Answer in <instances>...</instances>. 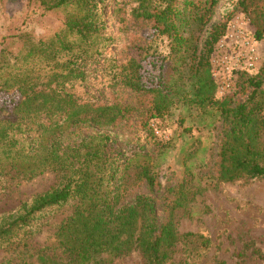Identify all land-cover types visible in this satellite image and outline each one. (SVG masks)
Returning <instances> with one entry per match:
<instances>
[{
  "label": "trees",
  "instance_id": "16d2710c",
  "mask_svg": "<svg viewBox=\"0 0 264 264\" xmlns=\"http://www.w3.org/2000/svg\"><path fill=\"white\" fill-rule=\"evenodd\" d=\"M34 1L65 16L60 30L45 40L30 33L3 36L2 45L11 39L21 46L17 52L4 50L8 56L0 62V86L16 87L21 98L11 117L0 118V169L15 170L24 180L56 172L60 182L0 216V248L12 247L16 253L6 262L111 264L137 251L145 264H168L179 242L196 247V257L201 256L211 240L177 228V211L195 195L191 180L159 197L158 162L147 154L137 162V154L124 157L116 129L120 126L136 140L145 137L142 144L148 145L154 139L152 120L175 106L213 110L223 119V129L206 179L218 185L264 178V64L241 76L238 87L247 98L233 104L232 96L217 97L209 62L216 41L239 12L207 31L220 0H139L134 15L167 37L169 52L159 57L157 50L147 52L157 73L146 81L135 55L143 49L127 48L126 60L111 73L115 86L132 97L103 103L75 87L103 67L107 59L100 45L115 40L106 33L102 0H29ZM244 13L254 22L251 12ZM263 34L264 27L256 30L258 38ZM72 201L73 211L55 241L32 247L29 238L41 230L37 222ZM254 252L264 258L259 249Z\"/></svg>",
  "mask_w": 264,
  "mask_h": 264
},
{
  "label": "rangeland",
  "instance_id": "374dc122",
  "mask_svg": "<svg viewBox=\"0 0 264 264\" xmlns=\"http://www.w3.org/2000/svg\"><path fill=\"white\" fill-rule=\"evenodd\" d=\"M241 1L220 0L213 20L206 26L207 31L215 24L226 22L231 14L243 11L252 13L255 30L264 27V0H245L244 6ZM139 2L101 1L106 33L114 36L115 40L100 45L105 48L107 61L103 62L102 68L92 71L88 81L75 85L81 94L87 93L103 103L115 99L123 102L132 97L125 88L115 86L111 73L118 70V65L126 60L127 48L143 49L136 50L135 55L143 64L146 81H150L152 73H157L151 66L154 59L147 56V52L151 54L157 50L158 57L166 54L169 52V41L166 36L154 31L151 21L134 15ZM64 16L65 11L57 14L45 11L36 1L1 2L0 62L8 56L4 50L14 49L17 52L21 46L18 41L12 44L11 39L2 45L3 36L12 32L30 33L35 38L45 40L60 30ZM146 56L149 59L146 60ZM20 98L21 94L16 87L0 86V118L11 117ZM246 98L247 94L243 93L241 87L232 95L233 104L243 102ZM152 122L154 139L150 144H142L145 143V137L141 141L133 139L120 126L116 129V141L124 157L137 154V162L147 154L153 156L154 162H158L159 180L162 183L159 197L167 188L191 180L188 186L192 187L195 195H191L186 208L177 211V228L181 234L196 232L211 240L209 250L199 257H196V247L179 242L168 264H217L219 260H224L226 264H264V258L254 252L259 249L264 255V178L242 179L218 185L206 179L218 151L223 119L213 110L203 111L182 105L175 106L167 116ZM59 182L60 175L56 172L24 180L15 170L0 169V216L15 212L23 202ZM74 206L72 201L40 219L37 223L41 225V230L29 238V244L36 248L51 245L60 224L71 214ZM158 212L163 216L161 203ZM15 254L12 247L0 248V264H8L6 260ZM111 264H145V261L139 252L134 251Z\"/></svg>",
  "mask_w": 264,
  "mask_h": 264
},
{
  "label": "built area",
  "instance_id": "2783aa9c",
  "mask_svg": "<svg viewBox=\"0 0 264 264\" xmlns=\"http://www.w3.org/2000/svg\"><path fill=\"white\" fill-rule=\"evenodd\" d=\"M209 62L219 99L234 95L241 76L264 64V34L257 37L248 14L239 12L230 19L225 33L213 47Z\"/></svg>",
  "mask_w": 264,
  "mask_h": 264
}]
</instances>
